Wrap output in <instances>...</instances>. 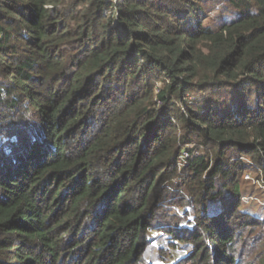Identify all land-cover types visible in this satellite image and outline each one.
Returning <instances> with one entry per match:
<instances>
[{"label":"trees","instance_id":"trees-1","mask_svg":"<svg viewBox=\"0 0 264 264\" xmlns=\"http://www.w3.org/2000/svg\"><path fill=\"white\" fill-rule=\"evenodd\" d=\"M243 156L264 177V0H0V264H264Z\"/></svg>","mask_w":264,"mask_h":264},{"label":"rangeland","instance_id":"rangeland-1","mask_svg":"<svg viewBox=\"0 0 264 264\" xmlns=\"http://www.w3.org/2000/svg\"><path fill=\"white\" fill-rule=\"evenodd\" d=\"M215 1L220 2L221 0L220 1L215 0ZM222 1H226V0H222ZM219 6L220 4L218 5V7ZM209 13L211 14V17H212L211 20H213V17L216 14V12L213 10H210ZM190 99L193 101L194 98L191 97ZM189 149H192V148H186L182 152L179 158L180 166H184L185 164H187V161L189 159L196 158L203 154V150L200 151L196 149L195 151L190 152ZM186 152H190L189 158H187ZM240 160L244 163V165H246L249 168L247 171H245L244 175L240 177L239 193L242 199L240 209L242 211H248L249 214H252L254 216L264 218V177H263V174L261 171L257 169V167H255L250 157L243 156L240 158ZM170 214H173V216H176L179 223L184 227H187L188 225L190 224L192 225L193 223H195L194 216L196 215V213L192 211L191 208H183V207L181 208L175 205L173 206V210L170 211ZM166 241L168 240L164 238H160L157 245L160 246V244H162V246L166 248L168 247V244ZM189 249L190 248H187V247H184V248L180 247L176 251L169 250V253L171 255L173 254V257L171 259L167 258L168 259L167 263L173 264L174 262H176L179 256H183L185 254V251L186 250L189 251ZM160 256L161 255H160L159 250L155 247H150L149 251L146 254V258L148 259V261L153 262L155 264L160 262V259H161Z\"/></svg>","mask_w":264,"mask_h":264},{"label":"built area","instance_id":"built-area-1","mask_svg":"<svg viewBox=\"0 0 264 264\" xmlns=\"http://www.w3.org/2000/svg\"><path fill=\"white\" fill-rule=\"evenodd\" d=\"M186 154H187V155H186V156H187V158H189V154H190V152H186Z\"/></svg>","mask_w":264,"mask_h":264}]
</instances>
